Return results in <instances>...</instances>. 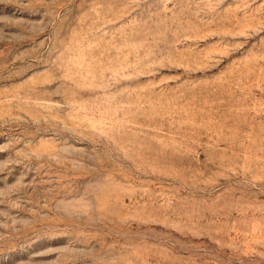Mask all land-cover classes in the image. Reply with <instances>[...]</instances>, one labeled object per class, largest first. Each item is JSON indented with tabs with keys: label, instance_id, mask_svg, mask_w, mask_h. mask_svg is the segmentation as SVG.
<instances>
[{
	"label": "rangeland",
	"instance_id": "rangeland-1",
	"mask_svg": "<svg viewBox=\"0 0 264 264\" xmlns=\"http://www.w3.org/2000/svg\"><path fill=\"white\" fill-rule=\"evenodd\" d=\"M0 264H264V0H0Z\"/></svg>",
	"mask_w": 264,
	"mask_h": 264
}]
</instances>
